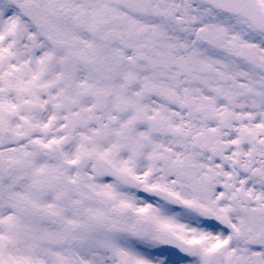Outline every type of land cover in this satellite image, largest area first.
<instances>
[{
    "label": "snow or ice",
    "instance_id": "1",
    "mask_svg": "<svg viewBox=\"0 0 264 264\" xmlns=\"http://www.w3.org/2000/svg\"><path fill=\"white\" fill-rule=\"evenodd\" d=\"M0 264H264V0H0Z\"/></svg>",
    "mask_w": 264,
    "mask_h": 264
}]
</instances>
